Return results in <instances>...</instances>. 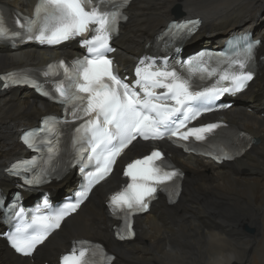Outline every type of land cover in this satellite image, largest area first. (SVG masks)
<instances>
[{"label":"bare ground","instance_id":"bare-ground-1","mask_svg":"<svg viewBox=\"0 0 264 264\" xmlns=\"http://www.w3.org/2000/svg\"><path fill=\"white\" fill-rule=\"evenodd\" d=\"M0 2L13 10L32 12L36 0ZM176 10L182 17L202 18L201 28L187 49H194L188 45L196 42L198 46L218 47L232 35L250 30L254 38L262 39L260 52L264 54V0H133L127 9L128 20L114 41L116 61L123 74L132 73L146 44L174 18ZM76 55L81 57L84 51L73 42L59 48L0 46V74L42 67L51 60H69ZM2 84L0 81V192L9 195L15 183L5 169L10 161L24 155L21 132L35 126L41 116L59 112L60 107L27 88L2 90ZM218 117L256 142L239 158L222 164L208 157L184 155L168 146V155L185 172L182 193L173 205L164 196L154 201L151 210L137 218V235L132 241H115L113 225L117 222L106 213L107 203L125 183L124 166L151 151L149 142L132 143L112 175L37 248L32 258H22L3 247L0 235V264H55L77 239L104 244L116 255L113 264H264V58L258 77ZM158 145L165 147L164 143ZM77 180L71 172L61 182L43 189L54 195L62 187L71 192ZM2 217L0 212V229ZM245 225L256 231L248 233L253 230H243Z\"/></svg>","mask_w":264,"mask_h":264},{"label":"snow or ice","instance_id":"snow-or-ice-1","mask_svg":"<svg viewBox=\"0 0 264 264\" xmlns=\"http://www.w3.org/2000/svg\"><path fill=\"white\" fill-rule=\"evenodd\" d=\"M129 3L130 0H39L34 17L28 19L26 25L20 20L16 21L24 29L23 32L11 31L0 17V39L20 38L41 45H59L79 37L89 53L84 59L73 61L71 67L63 60L59 61L58 66L49 65L50 70L54 67L62 69L63 79L55 84L54 93L42 91V94L50 98L58 94L60 102L69 106L66 112H70L73 121H82L75 128L72 146L83 167L93 165L95 170L87 173V186L79 193L75 203L66 205L55 215H43L38 209L31 224L17 228L12 243L24 255H30L54 229L60 227L67 215L80 207L92 188L112 172L117 158L134 140L138 137L143 140L167 137L175 139L177 143L190 138L204 141L205 134L212 133L220 125L213 123L188 127L191 121L202 115L197 105L203 111H212L209 106L212 102L226 92L242 91L253 78L248 65L253 59L255 44L259 42H247L242 37L231 44V54H200L188 59L182 64L187 76L174 67L169 69L157 66L154 61L145 63L142 60L135 69L137 79L134 85L123 82L114 71L107 53L112 51L109 42L117 32L119 22L126 19L123 9ZM200 24V19L174 23L169 28V35L182 40L193 35ZM213 60L216 67L210 66ZM223 64L228 67L222 68ZM51 74L60 75L56 71ZM197 75L200 79L218 75L219 80L211 87L197 90L191 79ZM3 79L5 88L11 85L41 87L19 73H9ZM222 81L230 82L231 87L222 86ZM57 123L55 119L46 118L42 128L30 131L23 137L24 143L37 151L40 150L39 145H47L45 165H50L60 151L59 140L45 138L50 134H59ZM185 150L188 148L185 147ZM199 154L212 156L218 161L233 159L223 149H219L216 155L212 152ZM34 165L35 160L21 161L14 164L12 170L18 174L20 169L27 171L28 166ZM47 172L48 168H41L40 173L28 183H41ZM124 175L130 182L110 197L113 213L122 214L125 223L124 234L118 233L121 240L134 237L131 217L146 212L158 190L168 192L170 197L178 195L176 181L181 173L165 163L160 151H153L129 163ZM44 207H48L47 201ZM28 228H32L30 234ZM79 245V248L74 247L70 254L63 257V264H110L112 258L97 246L87 241H80ZM98 252L99 260L96 259Z\"/></svg>","mask_w":264,"mask_h":264},{"label":"water","instance_id":"water-1","mask_svg":"<svg viewBox=\"0 0 264 264\" xmlns=\"http://www.w3.org/2000/svg\"><path fill=\"white\" fill-rule=\"evenodd\" d=\"M180 13H181L180 11H176L175 14H176V16H179ZM193 36H195V35H193ZM193 36L188 40V42H190V40L193 38ZM15 193H16V188H15V186H14V188H13V190H12V193H10L9 195H7V196L9 197V200H11V199L13 198V196L15 195ZM26 193H32V194H34V196H31V201H33V200L35 199L36 196L42 194L41 190H38V189H34V190H30V191H26ZM68 193H69V192L67 191V192H65V193H61L60 195H56V194H55V195H53V199H54V201L61 200V199H63ZM8 230H9V225H8V224H4V226H3L2 230H1V232H2V233H6Z\"/></svg>","mask_w":264,"mask_h":264},{"label":"rangeland","instance_id":"rangeland-1","mask_svg":"<svg viewBox=\"0 0 264 264\" xmlns=\"http://www.w3.org/2000/svg\"><path fill=\"white\" fill-rule=\"evenodd\" d=\"M264 25H262V27H263ZM261 28V27H260ZM257 34V33H256ZM199 42H196V43H192V44H190V45H188L189 47H191V48H193L194 47V49H196L197 47H199L197 44H198ZM210 45H214V44H210ZM194 49H192V50H194ZM190 50V49H189ZM185 53V52H184ZM236 100H238V99H236ZM235 100V101H236ZM259 146V145H258ZM8 181H10V180H8ZM66 187H62V188H60V191L58 192V195H60L62 192H66ZM1 224H2V220H1ZM2 226V225H1ZM246 229V231L248 232V231H250V229L251 230H253V232H248V233H254L256 230L254 229V228H252V227H250V226H248V225H245L244 226V229L243 230H245ZM249 229V230H248ZM2 230V228L0 229V231ZM0 235H2V239H3V247H7V245H6V238H5V236L0 232ZM111 251V250H110Z\"/></svg>","mask_w":264,"mask_h":264}]
</instances>
